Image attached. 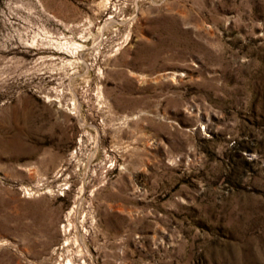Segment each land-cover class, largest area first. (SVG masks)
Wrapping results in <instances>:
<instances>
[{
	"label": "rangeland",
	"instance_id": "1",
	"mask_svg": "<svg viewBox=\"0 0 264 264\" xmlns=\"http://www.w3.org/2000/svg\"><path fill=\"white\" fill-rule=\"evenodd\" d=\"M0 264H264V0H0Z\"/></svg>",
	"mask_w": 264,
	"mask_h": 264
}]
</instances>
